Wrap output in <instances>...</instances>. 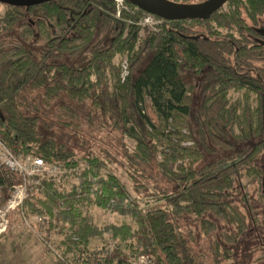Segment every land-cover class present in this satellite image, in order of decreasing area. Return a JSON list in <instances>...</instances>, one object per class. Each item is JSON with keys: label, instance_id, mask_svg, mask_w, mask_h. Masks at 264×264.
Instances as JSON below:
<instances>
[{"label": "trees", "instance_id": "trees-1", "mask_svg": "<svg viewBox=\"0 0 264 264\" xmlns=\"http://www.w3.org/2000/svg\"><path fill=\"white\" fill-rule=\"evenodd\" d=\"M93 1V9L87 11L79 8V0H63L62 7L54 9L41 7V22L34 26L15 10L0 18V141L16 157L32 156L57 168L73 171L84 163L85 175L95 176L122 164L148 182L145 172L155 166L175 189H165L159 199L143 205L111 171L106 179L96 181L93 200L89 197L92 184L87 181L79 193L61 195L49 189L44 195L55 207L62 204L66 212L61 214L70 224L81 218L78 207L89 204L130 217L135 224L129 235L135 243L131 255L148 257L151 264H223L248 230V219L231 204L230 192L251 175L264 149V0H229L225 11L222 8L204 21H162L160 30L144 39L139 36L143 12L126 3L133 14L123 12L116 18L113 0ZM109 25L113 26L109 44L90 48L96 32L106 31ZM80 53L88 56L84 64L64 60ZM121 54L128 55L130 72L123 84L113 64ZM186 74L200 80L195 130L189 124L193 88L185 81ZM237 89L257 99L254 111L245 109L243 119L227 98L230 90ZM86 102L92 104L87 117L103 110L111 128L134 142L133 152L122 149L124 163L104 150L97 155L77 153L41 131L50 119L60 128L79 133L82 118L73 104ZM87 125L91 129L92 123ZM237 139L255 141L251 151L232 156L237 147L230 141ZM183 141H191L192 146H182ZM208 156L214 159L207 162ZM6 170L16 183L25 182L26 178ZM44 186L41 181L35 189L42 192ZM7 190L0 181V203L9 198ZM33 198L39 200L37 192ZM209 214L231 232L220 233L207 252L198 254L193 248L194 231L178 220L192 218L207 238L218 230L206 217ZM83 231H88L87 226L77 235ZM102 264L130 263L116 248Z\"/></svg>", "mask_w": 264, "mask_h": 264}, {"label": "rangeland", "instance_id": "rangeland-1", "mask_svg": "<svg viewBox=\"0 0 264 264\" xmlns=\"http://www.w3.org/2000/svg\"><path fill=\"white\" fill-rule=\"evenodd\" d=\"M113 3L115 7V2L113 1ZM226 9L224 5L223 10ZM6 10L7 8L0 5V18ZM127 10L122 13L133 14L129 8ZM140 26L142 30H140L139 36L140 39H144L147 34L157 33L161 24L156 27V32H152L148 27H142L141 24ZM262 26L264 27V20H262ZM112 30L113 26L111 25L106 31L98 30L90 48L108 45ZM135 48H139V45H136ZM87 58V55L80 53L71 59L64 58V60L70 63L84 64L87 62ZM124 60H129L127 54L117 55L113 59V64L119 71V78L121 64ZM107 75L109 86H111V72H108ZM185 81L193 88L189 124L195 130V120L200 105V80L191 74H186ZM112 90L110 87V92ZM227 98L230 105L237 106V115L241 119H243L245 109L254 111L257 106L255 95L244 89L230 90ZM73 105L77 107L82 118L83 127L79 133L60 128L50 119L46 121V126L41 125V131L64 142L77 153L85 154L92 151L97 155L99 151L104 150L109 152L112 158L115 157L118 162L124 163L122 149H127L129 153L133 152L134 142L111 128L109 115L105 114L103 110H95L91 113V118L87 117L92 109L90 102L81 105L74 103ZM89 122L92 123L91 129L87 125ZM187 132L182 131L185 135H188ZM234 135L240 138L237 130H234ZM261 140L263 139L255 141L257 143ZM252 142L243 143L238 139L231 140L230 143L237 149L230 154L233 156L241 151H246V153L251 151L254 146ZM0 143L3 145L1 141ZM181 145L190 147L192 142L183 141ZM4 148L0 146V181L8 188L9 198L4 203H0V229L6 223L5 230L0 233V264H102L103 259L111 255L116 248H120L128 256V263L151 264L152 260L148 257L131 255L130 251L134 250L135 243L129 238V235L131 230L135 229V224L130 217L102 209L95 204H89L78 207L79 210L81 209V218L74 224H70L64 219L65 215L61 214L65 211L62 204L55 207L44 193L49 189L51 192L61 195H68L74 191L79 193L82 183L87 181L92 184L89 197L93 200L92 194L96 188V181L100 178L106 179L108 172L111 171L131 197L143 205L144 202L159 199L158 194L165 189H169V191L175 189L161 178L159 170L155 166H150L145 172L150 180L142 182V179L132 168L122 164L102 169L95 173V176L91 175L92 172L85 175L88 166L84 163L73 171L45 163L44 168L36 169L30 165L35 159L34 157H16L5 146ZM6 149L19 163L25 166L29 173L23 184L16 183L6 170ZM223 153L226 154V152ZM223 153H220L221 156ZM27 157L30 158L28 162H26ZM212 159H214L213 156H208L206 161L209 162ZM250 174L248 177H244L240 184L230 192L231 204L243 212L248 219V230L239 243L232 248V257L224 261L223 264H264V149L262 155L255 160ZM33 176L38 179H34ZM41 181L46 183V186L42 188L43 193L39 189H35ZM140 183L145 185L143 189L135 187ZM33 192H37L38 201L35 198L32 199ZM127 203H125L126 206H129ZM157 204L162 205L163 203L159 201ZM32 205L34 206L32 207ZM46 207L47 209H45ZM35 210L37 212H34ZM47 210H50L52 214L49 215ZM206 217L215 222L218 227V230L207 238L201 235L198 222L193 221L192 218L183 216L178 220L184 228L194 231L197 241L193 248L198 254L207 252L211 243L219 239L220 233L231 232L230 227L213 215L209 214ZM84 226H87L88 231L85 233L83 231V234L78 236L77 231H81Z\"/></svg>", "mask_w": 264, "mask_h": 264}, {"label": "water", "instance_id": "water-1", "mask_svg": "<svg viewBox=\"0 0 264 264\" xmlns=\"http://www.w3.org/2000/svg\"><path fill=\"white\" fill-rule=\"evenodd\" d=\"M49 0H0V4L10 6H32ZM143 13L163 21L208 20L219 12L229 0H204L194 4H178L169 0H124Z\"/></svg>", "mask_w": 264, "mask_h": 264}, {"label": "built area", "instance_id": "built-area-1", "mask_svg": "<svg viewBox=\"0 0 264 264\" xmlns=\"http://www.w3.org/2000/svg\"><path fill=\"white\" fill-rule=\"evenodd\" d=\"M113 1L115 2V16L117 18H120L122 11H128L127 10L128 6L126 5L124 0H113ZM162 21L163 20L158 19L152 15L143 13V15L141 17V23L140 24L142 25V27H144V28L148 27L152 32H156V27L159 24H161ZM129 75H130V72H129L128 61L124 60L123 63L121 64L120 82L122 84L125 83L129 77ZM0 146L2 148H4V146L1 145V143H0ZM6 153H7L6 162H5L6 168L11 170L12 172L19 174L20 176H22L24 178H26V176L29 175V173L27 172V169L25 168V166H23L21 163H19L17 161V159L8 152L7 149H6ZM28 161H30V158L27 157L26 162H28ZM30 165H31V167L36 168V169L44 168V166H45L43 161L36 159V158L31 162ZM5 226H6V223L0 229V233L5 230ZM130 264H132V263H130Z\"/></svg>", "mask_w": 264, "mask_h": 264}, {"label": "flooded vegetation", "instance_id": "flooded-vegetation-1", "mask_svg": "<svg viewBox=\"0 0 264 264\" xmlns=\"http://www.w3.org/2000/svg\"><path fill=\"white\" fill-rule=\"evenodd\" d=\"M27 1H39V0H27ZM63 0H49L45 1L43 3L32 5V6H10L6 4H0L3 5L5 8H7L6 11L15 10L18 13H20L21 19L25 20L26 22H29L31 25L34 26L36 22H41V13L40 8L45 6H50V8H55L57 5H60L62 7ZM93 0H79V8L82 10H88L93 9L94 7ZM64 8V7H63ZM88 26H86L87 28Z\"/></svg>", "mask_w": 264, "mask_h": 264}]
</instances>
